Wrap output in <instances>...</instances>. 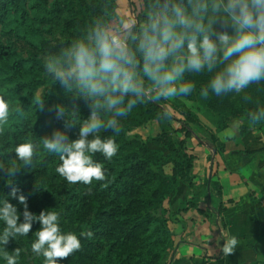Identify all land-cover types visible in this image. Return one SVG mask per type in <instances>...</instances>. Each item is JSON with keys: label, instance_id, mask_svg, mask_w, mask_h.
<instances>
[{"label": "trees", "instance_id": "16d2710c", "mask_svg": "<svg viewBox=\"0 0 264 264\" xmlns=\"http://www.w3.org/2000/svg\"><path fill=\"white\" fill-rule=\"evenodd\" d=\"M105 2L0 0V96L12 103L8 122L0 125V167H11L18 144L31 141L40 145L32 166L18 173L14 185L5 186L14 177L0 176V196L17 187L28 196L33 213L44 209L61 213L62 230L76 233L81 248L60 264H165L177 241L176 226L184 214L194 209L204 215L193 199L177 211L168 207L183 186L193 188L195 155L189 145L193 137L190 125L208 131L218 152L223 147L217 145L213 130L197 113L177 100L138 106L122 121L119 136L111 130L101 132L102 137L113 138L119 150L110 161L99 153L94 156L105 169V180L87 185L71 184L60 177L55 171L61 163L58 154L42 148L41 137L55 128L66 130L72 139L78 133V126L67 128L54 112L48 111L49 107L63 103L70 110L78 107L84 117L90 114L82 99L65 96L64 90L46 75L43 59L62 42L81 35ZM111 3L119 6V0ZM138 3L139 0L132 4V10ZM191 79L199 90L207 77ZM246 95L247 98L245 94L211 95L203 99L204 108L217 120V132L226 130L231 122L242 121V133L251 128L264 133V124L252 125L248 121L249 112L264 107V84L253 85ZM37 96L46 104L43 111L36 105ZM152 122L160 128L157 137L144 140L135 133ZM38 228L39 224H34L32 232ZM32 232L7 245L10 253L20 250L19 264H43V257L31 252ZM81 232L85 235L80 236Z\"/></svg>", "mask_w": 264, "mask_h": 264}, {"label": "clouds", "instance_id": "9594fccd", "mask_svg": "<svg viewBox=\"0 0 264 264\" xmlns=\"http://www.w3.org/2000/svg\"><path fill=\"white\" fill-rule=\"evenodd\" d=\"M43 66L65 96L82 99L90 113L84 117L78 107L70 110L63 103L49 107L67 128L78 126V133L72 139L55 128L41 137L43 150L58 154L55 171L68 183L103 181L105 169L94 156L110 161L119 144L101 132L119 136L122 121L138 106L191 96L197 92L194 76L207 77L198 90L205 100L230 94L247 98L253 85L264 84V0H139L131 11L106 0L82 34L46 55ZM36 105L43 111L46 104L37 96ZM11 109V101L0 96V125L8 122ZM248 121L264 124V107L249 112ZM238 129L236 124L225 130L222 138H233ZM39 150L31 141L15 147L11 167H0V176L15 178L5 186L32 166ZM30 232L31 252L43 257V264H60L81 248L76 233L62 230L59 211L33 213L28 196L11 187L0 196V264H19L20 250L10 253L7 245ZM238 243L235 236L226 239L224 255Z\"/></svg>", "mask_w": 264, "mask_h": 264}, {"label": "crops", "instance_id": "0c3cea01", "mask_svg": "<svg viewBox=\"0 0 264 264\" xmlns=\"http://www.w3.org/2000/svg\"><path fill=\"white\" fill-rule=\"evenodd\" d=\"M199 117L223 147L218 152L208 131L190 125L193 188L183 186L168 207L177 211L193 199L204 215L194 209L184 214L175 229L176 244L164 262L264 264V133L252 128L242 133L244 122L234 121L227 129L238 124L236 135L223 139L225 130L217 132L216 118L208 113ZM155 123L151 124L157 137L160 128ZM232 236L239 243L231 255H224L222 245Z\"/></svg>", "mask_w": 264, "mask_h": 264}, {"label": "rangeland", "instance_id": "374dc122", "mask_svg": "<svg viewBox=\"0 0 264 264\" xmlns=\"http://www.w3.org/2000/svg\"><path fill=\"white\" fill-rule=\"evenodd\" d=\"M138 0H119V6H122L128 10H132V4L136 5ZM192 98H180L177 99V102L185 103L193 112L197 113L199 116L208 113L204 108V101L198 95L197 92L193 93ZM175 117L178 119H183L180 115L173 113ZM211 115V114H209ZM212 116V115H211ZM155 124H158L157 122ZM158 128V127H157ZM155 128L150 124L149 126L143 127L135 131V133L139 134L144 140H148L155 136ZM181 138V136H179Z\"/></svg>", "mask_w": 264, "mask_h": 264}, {"label": "water", "instance_id": "95a60500", "mask_svg": "<svg viewBox=\"0 0 264 264\" xmlns=\"http://www.w3.org/2000/svg\"><path fill=\"white\" fill-rule=\"evenodd\" d=\"M211 147V146H210Z\"/></svg>", "mask_w": 264, "mask_h": 264}]
</instances>
